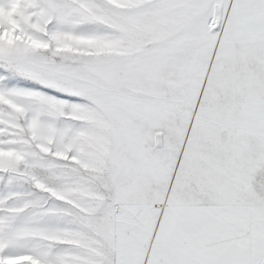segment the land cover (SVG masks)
Returning <instances> with one entry per match:
<instances>
[{
    "label": "snow or ice",
    "instance_id": "6c2138e0",
    "mask_svg": "<svg viewBox=\"0 0 264 264\" xmlns=\"http://www.w3.org/2000/svg\"><path fill=\"white\" fill-rule=\"evenodd\" d=\"M0 264H264V0H0Z\"/></svg>",
    "mask_w": 264,
    "mask_h": 264
}]
</instances>
